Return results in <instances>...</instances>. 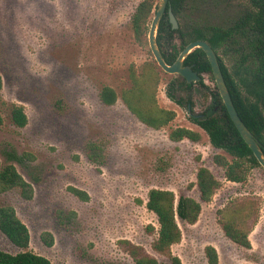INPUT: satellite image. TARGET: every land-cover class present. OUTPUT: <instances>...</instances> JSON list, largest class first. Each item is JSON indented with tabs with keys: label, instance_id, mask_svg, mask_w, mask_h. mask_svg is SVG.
Wrapping results in <instances>:
<instances>
[{
	"label": "rangeland",
	"instance_id": "rangeland-1",
	"mask_svg": "<svg viewBox=\"0 0 264 264\" xmlns=\"http://www.w3.org/2000/svg\"><path fill=\"white\" fill-rule=\"evenodd\" d=\"M141 1L0 0V159L13 163L34 187L31 199L17 190L0 193V205L15 207L29 227V249L53 264H135L121 241L156 254L158 222L147 208L148 194L169 189L203 206L194 224L178 218L182 239L172 251L183 264H208V245L217 248L220 264H264V167L251 168L244 182L227 179L215 155L232 156L212 144L187 107L169 98L168 83L178 74L158 64L149 32L145 41L135 37L130 20ZM152 1L157 8L160 0ZM154 16L155 10L150 24ZM220 55L231 67V57ZM145 66L159 74V106L176 111L159 129L140 121L122 99L133 85L132 70L140 73ZM203 77L205 87L196 83L190 91L196 114L211 102L207 96L215 86ZM104 86L115 88L116 103L101 100ZM15 104L27 114L25 126L13 120ZM179 126L200 132L201 139L172 140ZM200 165L222 182L208 202L196 185ZM234 206L253 207L250 248L229 239L221 227ZM45 232L53 235L52 245L44 241ZM0 248L19 251L1 230Z\"/></svg>",
	"mask_w": 264,
	"mask_h": 264
},
{
	"label": "trees",
	"instance_id": "trees-1",
	"mask_svg": "<svg viewBox=\"0 0 264 264\" xmlns=\"http://www.w3.org/2000/svg\"><path fill=\"white\" fill-rule=\"evenodd\" d=\"M170 6L179 21V28L173 29L168 8L158 28L157 39L165 60L173 63L184 47L193 40L208 41L220 60L224 78L239 115L264 147V0H169ZM154 3L152 0L141 1L131 16V27L137 40L145 41L151 24L150 19ZM152 22V20H151ZM178 42H174V39ZM230 56L229 67L220 53ZM185 64L193 66L199 74L208 75L214 82L210 90L211 102L201 114L193 113L196 105L190 91L196 83L204 85V77L199 82L188 83L178 74L177 79L168 83L167 95L191 112V119L201 126L209 135L210 141L217 148H222L232 156V160L223 154L215 155L218 165L225 168L228 180L244 182L251 168L261 164L252 149L246 143L233 122L223 102L215 82L212 65L202 48H196L185 59ZM133 85L122 92V99L144 124L159 129L168 125L175 117L176 111L159 106L156 99V88L159 74L152 66L137 73L132 70ZM3 79L0 73V90ZM106 105L118 100V93L111 86H104L100 93ZM13 120L19 126L27 124V114L23 106L14 105ZM3 118L0 115V124ZM172 140L180 141L188 138L199 141L201 133L188 127L179 126L170 134ZM196 185L201 200L208 202L221 187L222 182L204 165L197 170ZM17 190L24 199H31L34 187L13 163L3 164L0 159V193ZM81 198H89L81 189L71 187ZM243 207V206H241ZM147 208L152 211L158 222L152 249L156 254L148 252L143 246L130 240L121 243L131 255L135 264H183L181 258L172 251V246L182 239V230L178 222L194 224L202 212V202L193 196L181 195L169 189L152 188L148 194ZM237 214V215H236ZM254 214L253 207H232L230 217L220 220L225 235L235 243L250 248L248 220ZM154 232L153 226H148ZM0 230L19 248L11 253L0 248V264H53L48 257L29 249L31 234L27 224L18 216L14 206L0 205ZM48 245L54 243L50 232L43 235ZM208 264H220L218 250L213 245L205 248ZM158 256H164L161 260Z\"/></svg>",
	"mask_w": 264,
	"mask_h": 264
},
{
	"label": "water",
	"instance_id": "water-1",
	"mask_svg": "<svg viewBox=\"0 0 264 264\" xmlns=\"http://www.w3.org/2000/svg\"><path fill=\"white\" fill-rule=\"evenodd\" d=\"M167 8L173 29L179 28V21L172 10V7L170 6V1L160 0L149 29L150 47L158 64L166 72L183 76L188 83L199 82L203 78L202 74H199L196 70H194L192 65L185 64V59L188 54L191 53L194 49L198 47L202 48L206 52L207 57L212 65L215 82L233 122L235 123L246 143L252 149L259 163L264 167V147L262 146L261 142L254 136L253 132L249 129V127L239 115L226 84L218 54L216 53L212 45L206 40H193L184 47V49L180 52L179 56L173 63L169 64L165 60L158 43L157 33L160 21Z\"/></svg>",
	"mask_w": 264,
	"mask_h": 264
},
{
	"label": "flooded vegetation",
	"instance_id": "flooded-vegetation-1",
	"mask_svg": "<svg viewBox=\"0 0 264 264\" xmlns=\"http://www.w3.org/2000/svg\"><path fill=\"white\" fill-rule=\"evenodd\" d=\"M203 76V75H202ZM190 110V109H189Z\"/></svg>",
	"mask_w": 264,
	"mask_h": 264
}]
</instances>
